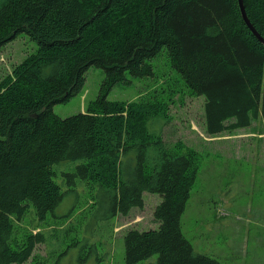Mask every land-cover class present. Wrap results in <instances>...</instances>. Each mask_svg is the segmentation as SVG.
<instances>
[{
  "label": "trees",
  "instance_id": "obj_1",
  "mask_svg": "<svg viewBox=\"0 0 264 264\" xmlns=\"http://www.w3.org/2000/svg\"><path fill=\"white\" fill-rule=\"evenodd\" d=\"M243 4L264 37V0ZM23 32L37 49L0 79V264L26 261L45 241L41 224L65 192L54 164L76 160L69 189L76 176L98 183L114 214L142 207L145 190L162 197L158 227L124 235L127 264L153 253L154 264H223L195 252L182 232L200 156L165 143L166 102L106 95L127 73L153 75L150 60L166 48L190 93L204 96L208 134L264 121V44L238 0H0V47ZM91 65L104 70L96 98L56 115L53 105L81 90Z\"/></svg>",
  "mask_w": 264,
  "mask_h": 264
},
{
  "label": "rangeland",
  "instance_id": "obj_2",
  "mask_svg": "<svg viewBox=\"0 0 264 264\" xmlns=\"http://www.w3.org/2000/svg\"><path fill=\"white\" fill-rule=\"evenodd\" d=\"M28 34L19 33L0 47V79L26 55L37 49ZM166 48L150 61L153 75L131 76L113 85L109 100H161L167 104L161 131L167 145L180 142L196 150L200 165L181 216L183 234L194 251L223 264H264V121L252 119L241 129L208 134L204 126V96L190 93L171 66ZM81 90L52 111L66 117L83 111L99 92L102 67L85 70ZM239 129V130H238ZM79 162L55 163L56 183L65 190L57 206L48 212L38 243L20 264H127L124 235L129 229L157 228L153 210L161 201L157 192L143 191L142 207L114 214L105 188L79 176L69 189L66 172ZM28 226L20 227L19 234ZM31 229V227H30ZM158 253L134 264H154ZM17 264V263H11Z\"/></svg>",
  "mask_w": 264,
  "mask_h": 264
},
{
  "label": "water",
  "instance_id": "obj_3",
  "mask_svg": "<svg viewBox=\"0 0 264 264\" xmlns=\"http://www.w3.org/2000/svg\"><path fill=\"white\" fill-rule=\"evenodd\" d=\"M238 6L240 9V13L241 16L245 22V25L248 26V28L252 31V33L264 44V37H262L257 30L253 27V25L251 24V22L249 21L247 14L245 12V8H244V4H243V0H238Z\"/></svg>",
  "mask_w": 264,
  "mask_h": 264
},
{
  "label": "crops",
  "instance_id": "obj_4",
  "mask_svg": "<svg viewBox=\"0 0 264 264\" xmlns=\"http://www.w3.org/2000/svg\"><path fill=\"white\" fill-rule=\"evenodd\" d=\"M239 129H241V128H239ZM239 129H238V130H239ZM262 134H263V136H264V132H263Z\"/></svg>",
  "mask_w": 264,
  "mask_h": 264
}]
</instances>
